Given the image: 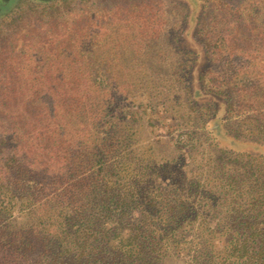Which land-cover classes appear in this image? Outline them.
<instances>
[{
  "label": "rangeland",
  "instance_id": "rangeland-1",
  "mask_svg": "<svg viewBox=\"0 0 264 264\" xmlns=\"http://www.w3.org/2000/svg\"><path fill=\"white\" fill-rule=\"evenodd\" d=\"M201 10L198 0H0L1 55L3 51L15 53L13 57L27 52L37 53L44 49L43 44H39L52 35L56 43L55 52H60L62 60H65V55L82 51L77 45L79 37L82 38L80 32L87 35V27L100 36L94 37L99 39L98 45L96 42L97 46L83 49L84 54L89 50L114 53L124 48L117 41L119 35H126L128 39L129 33L135 34V45L130 47L135 50L137 60L134 63L127 58L119 63L121 73H125L122 82L130 89L133 84L132 91L127 96L125 93L118 96L117 106L121 109L125 103H131L130 110L144 106L145 112L142 111L138 121L126 122L119 127L123 131L118 138L125 142V149L107 148L106 169L96 177L100 188L97 187L94 193L93 185L79 190L84 195L95 197L97 202L105 198L107 192L111 193L114 187L125 193L134 205L137 200L146 198L147 203L155 205L154 217L143 224L151 231L170 224L167 219L164 222L160 220L165 215L167 204L176 206L183 200H189L190 208L180 226L181 230H192L187 235V244L197 242L196 245L201 228H214L218 224L215 218H211L218 216L217 211L226 214L234 207L240 209L255 204L254 198L261 200L264 193V109H260L261 104H257L260 100H256L260 95L255 94L253 99L249 97L255 91H244L248 98L242 97L241 101L252 100L251 104H256L254 110L243 109L237 103L232 110L229 108L228 97L224 94L229 88L221 79L223 74H220L219 64L210 61L209 65L204 49L195 40L199 37L197 19L202 14ZM208 18L206 15L205 23ZM125 24L129 26L123 31ZM183 28L185 31L179 49L175 35ZM203 28L206 30V25ZM203 34L205 31L202 30L200 35ZM177 50L182 52L179 54ZM250 54L254 61L244 67L245 72L251 71L253 76L264 81V52L255 49ZM193 59L196 62L192 64ZM14 63L15 66L21 65L16 60ZM43 64L39 63L47 66L49 62ZM31 66L34 67V63ZM7 69L9 65L2 61L1 72ZM186 70L188 77L180 81L175 73ZM202 73L204 78L200 80ZM7 80L1 76L0 85L6 84ZM233 95L240 101V92ZM126 97L128 100L125 102ZM190 103L204 109L205 121L200 122L198 118L202 113L195 111ZM8 125L7 120L0 118V141L7 137ZM21 134L18 130L17 135L20 137ZM104 136L105 133L101 132L100 137ZM207 137L210 141L204 143ZM182 143L190 144L181 149ZM32 149L23 141L10 155L19 157L30 152V166L39 172L49 166L46 175L44 178L35 177L34 181H24L22 193L15 179L8 177L11 205L5 202L0 209V232L5 236L13 235L24 243L28 240V247L21 248L20 254L1 247L0 264H51L50 257L43 256L41 248L33 254L29 245L33 242V234L38 232L41 236L40 231L48 233V229L53 228L46 224L48 212L45 208L53 204L55 215L60 210L61 183L67 174L64 163L51 162L49 152L47 165L44 164L47 160L38 157L37 151ZM183 152L187 155L184 159L181 158ZM6 157L0 154V173L6 171ZM114 164H118L120 171L110 180L106 173L109 165ZM61 173L62 182L51 184V177L55 179ZM198 183L205 189L193 190V185ZM231 185H240L237 193L225 195L224 191H230ZM51 199L54 200L52 203ZM95 211L101 213L98 209ZM193 217L192 223L186 221ZM108 224L111 227V223ZM39 245L43 246V243L39 242ZM189 260L190 257L185 255L176 264Z\"/></svg>",
  "mask_w": 264,
  "mask_h": 264
},
{
  "label": "trees",
  "instance_id": "trees-1",
  "mask_svg": "<svg viewBox=\"0 0 264 264\" xmlns=\"http://www.w3.org/2000/svg\"><path fill=\"white\" fill-rule=\"evenodd\" d=\"M198 1L202 14L197 19L199 37L195 40L204 49L209 65L210 61L219 64L220 74H223L221 79L229 88V91H224L229 108L232 110L237 103L243 109L254 110L256 104L252 105V100L241 101L242 97H247L244 93L246 89L247 92L255 91L249 98L257 93L260 95V99H256L260 100L257 104L264 109V81L253 76L251 71L245 72L244 68L254 61L251 50L264 52V0ZM206 15L209 17L207 23ZM203 25H206V30ZM127 26L125 24L122 30L125 31ZM202 30L205 34L200 35ZM184 31V28L180 29L175 35L178 47ZM86 33L89 37L80 32L82 38L79 37L77 45L82 51L97 46L99 39L95 40L94 37L100 36H96L89 27ZM134 36L129 33L130 38L127 39L126 35H119L117 41L124 48L110 54L75 51L65 55V60H62L60 52H55L56 43L52 35L39 44H43L44 49L38 48L37 53L27 52L14 57L15 53L12 52L3 51L0 54V64L3 61L9 65V69L0 70V77L8 79L6 84L3 82L0 85V118L9 123L8 135L0 141V154L7 155L4 163L6 171L0 173V209L5 202L11 205L12 197L8 195L10 182L6 181L8 177L15 179L22 193L24 181L44 178L49 168L44 165L45 168L39 172L30 166V152L19 157L10 155L17 145L26 141L31 149L34 147L32 151L36 150L38 157L47 160L44 164L48 165V152L51 162L64 163L67 174L63 182L60 180L63 173L50 179L51 184L62 182L60 210L55 215L53 204L45 208L48 212L46 224L53 228H49L48 233L44 230L45 234L40 231L41 236L36 231L29 245L33 254L41 248L43 256L50 257L51 264H176L185 255L190 260L181 262L183 264H264V193L260 196L261 200L254 198L255 204L240 209L234 207L226 214L216 210L218 216L211 218H215L218 224L214 228H201L196 245L197 242L187 244V235L192 230H181L180 226L190 208L189 200H183L176 206L167 204L165 215L160 220L164 222L167 219L170 224L151 231L143 224L154 217L155 205L147 203L146 198L137 200L134 205L128 201L125 193L114 187L112 194L107 192L106 197L97 202L95 197L84 195L79 190L93 185L94 193L97 187L100 188L96 184V177L106 169L107 148L112 146L118 151L122 147L125 149V142L118 138L123 131L119 127L126 122L138 121L142 111L145 112L144 106H135L130 110L131 103H125L121 109L117 106L118 96L121 97L122 93L127 96L132 91L133 84L130 89L122 82L125 73H121L119 63L127 58L134 63L137 60L135 50L130 47L135 45ZM177 52L180 54L182 51ZM13 60L21 65L15 66ZM193 60L192 64L196 62V59ZM46 61L49 64L43 66ZM111 64L112 68L109 67ZM188 73L187 70L177 72L175 76L185 81ZM200 76V80H203L204 74ZM239 92L242 95L237 101L233 94L239 95ZM127 100L126 97L125 102ZM191 107L202 113L198 118L200 122L205 121L207 116L204 109L192 104ZM18 130L22 133L20 137ZM101 132L105 133L104 137H100ZM207 140L210 141V138H205L204 143ZM188 144L182 143L180 148L184 149ZM186 157V152H183L181 158ZM109 168L106 174L111 180L120 168L118 164L109 165ZM238 186L231 185L230 191H224L225 195H235ZM258 186L263 187L262 184ZM200 189L204 190L205 186L200 183L193 185V190ZM53 201L51 199L50 203ZM97 209L101 213H97ZM194 218L186 221L192 223ZM132 221L135 223L132 224ZM108 223H111V227H108ZM27 241L24 243L13 235L5 236L0 232L2 250L20 254L21 248L28 247Z\"/></svg>",
  "mask_w": 264,
  "mask_h": 264
}]
</instances>
